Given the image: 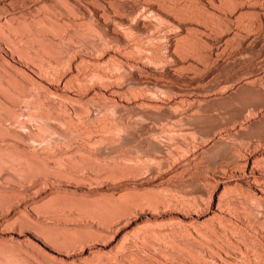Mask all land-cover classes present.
<instances>
[{"label":"rangeland","instance_id":"374dc122","mask_svg":"<svg viewBox=\"0 0 264 264\" xmlns=\"http://www.w3.org/2000/svg\"><path fill=\"white\" fill-rule=\"evenodd\" d=\"M0 264H264V0H0Z\"/></svg>","mask_w":264,"mask_h":264},{"label":"bare ground","instance_id":"6f19581e","mask_svg":"<svg viewBox=\"0 0 264 264\" xmlns=\"http://www.w3.org/2000/svg\"><path fill=\"white\" fill-rule=\"evenodd\" d=\"M233 2V1H232ZM236 2V1H235ZM229 25V24H228ZM215 26V25H214ZM222 26V25H221Z\"/></svg>","mask_w":264,"mask_h":264}]
</instances>
